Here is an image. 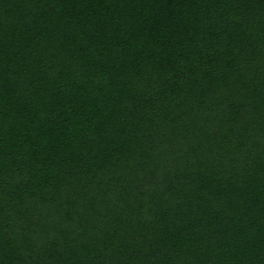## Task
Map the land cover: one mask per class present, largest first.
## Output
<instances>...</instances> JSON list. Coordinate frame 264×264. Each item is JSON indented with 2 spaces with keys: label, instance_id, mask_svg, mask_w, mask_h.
I'll use <instances>...</instances> for the list:
<instances>
[{
  "label": "trees",
  "instance_id": "16d2710c",
  "mask_svg": "<svg viewBox=\"0 0 264 264\" xmlns=\"http://www.w3.org/2000/svg\"><path fill=\"white\" fill-rule=\"evenodd\" d=\"M0 264H264V0H0Z\"/></svg>",
  "mask_w": 264,
  "mask_h": 264
}]
</instances>
